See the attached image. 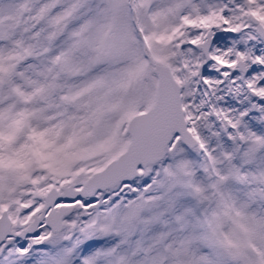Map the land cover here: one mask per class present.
I'll return each mask as SVG.
<instances>
[{
	"label": "snow or ice",
	"instance_id": "1",
	"mask_svg": "<svg viewBox=\"0 0 264 264\" xmlns=\"http://www.w3.org/2000/svg\"><path fill=\"white\" fill-rule=\"evenodd\" d=\"M0 264H264V0H0Z\"/></svg>",
	"mask_w": 264,
	"mask_h": 264
}]
</instances>
